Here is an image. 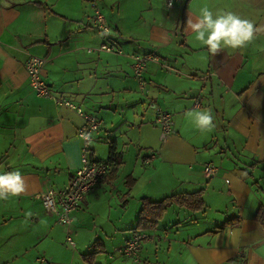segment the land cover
<instances>
[{"label":"crops","instance_id":"crops-1","mask_svg":"<svg viewBox=\"0 0 264 264\" xmlns=\"http://www.w3.org/2000/svg\"><path fill=\"white\" fill-rule=\"evenodd\" d=\"M163 3L0 0V155L6 158L0 173L18 170L27 185L21 196L0 201L6 263L38 264L42 256L47 264H135L117 249L134 233L142 201L201 191L202 209L172 204L154 228L141 230L148 235L143 259L264 264V224L255 218L264 208V32L244 49L212 56L185 26L204 4L264 25V0H183L170 9ZM96 10L105 14L120 54L100 50L109 39L93 26ZM132 53L158 58L148 60L142 89ZM32 54L47 58L42 73L54 91L102 121L90 148L93 158L108 162V173L73 213L74 246L37 195L62 187L79 167L83 120L34 93L25 69ZM195 101L212 110V132L201 133L186 117ZM155 108L171 114L173 131L164 143ZM111 146L119 164L109 160ZM204 163L217 167L213 177L205 176ZM229 226L241 231L238 245L227 243Z\"/></svg>","mask_w":264,"mask_h":264},{"label":"built area","instance_id":"built-area-1","mask_svg":"<svg viewBox=\"0 0 264 264\" xmlns=\"http://www.w3.org/2000/svg\"><path fill=\"white\" fill-rule=\"evenodd\" d=\"M183 0H164V7L170 9L175 2ZM93 26L96 30L106 36L108 43L102 44L100 50L110 53H121L119 47L111 41V30L106 16L99 10H96L93 16ZM132 59V70L134 77L137 79L139 87L142 89L145 86L144 71L148 60L158 61L156 56L149 54H130ZM47 62V58L37 55H29L25 60V69L28 76V81L34 93L42 98L49 99L56 105H62L75 111L83 120L82 124L77 129V135L81 140L80 165L75 172L70 176L68 182L60 188L49 187L41 191L37 198L41 201L44 211L55 216L56 222L65 226L67 229L66 241L74 246V240L70 235L69 227L73 221V213L78 208L82 199L89 193L93 192L106 178L108 173V162L100 159H95L91 156L90 143L81 139L82 133L90 134L92 141L93 134L99 130L102 125L101 119L93 113L85 111L79 104L73 100L58 94L52 86L45 80L42 70ZM207 75L203 76L206 78ZM199 101L194 102V106H199ZM155 122L160 128L159 140L166 142L173 131L171 114L161 110L154 109ZM154 150L150 151L148 159H153L156 156ZM149 162V161H147ZM203 172L207 177H213L217 173V167L212 163H204ZM145 231L135 232L117 249L125 258L135 264H151L150 261L143 259L141 255L142 242L147 238ZM38 264H47L45 258L40 256Z\"/></svg>","mask_w":264,"mask_h":264},{"label":"clouds","instance_id":"clouds-1","mask_svg":"<svg viewBox=\"0 0 264 264\" xmlns=\"http://www.w3.org/2000/svg\"><path fill=\"white\" fill-rule=\"evenodd\" d=\"M185 26L194 40L206 47L212 56L226 49H244L255 41L259 33L264 32V25L257 26L253 20L232 11H214L207 4L189 13ZM186 117L201 133L212 132L216 127L215 117L210 108L191 109L186 113ZM81 139L91 143L88 133H82ZM26 191L27 185L20 171L0 173V201L6 202L10 198L19 197ZM26 216L31 217L32 212L28 211ZM224 234L228 244L235 246L240 242V229L229 226L226 227Z\"/></svg>","mask_w":264,"mask_h":264},{"label":"trees","instance_id":"trees-1","mask_svg":"<svg viewBox=\"0 0 264 264\" xmlns=\"http://www.w3.org/2000/svg\"><path fill=\"white\" fill-rule=\"evenodd\" d=\"M36 3L41 4L39 1H36ZM118 156L119 154L116 153L114 147L111 146L109 149V160L117 161ZM117 164H119L118 161ZM172 204L184 206L191 210H200L204 207L201 191L172 194L159 201H149L144 199L139 211L137 225L131 230L135 233L140 232L141 230L154 228L158 220L163 216L166 208ZM255 218L264 224V208L258 209ZM90 257L91 255L84 256L88 261L91 260Z\"/></svg>","mask_w":264,"mask_h":264},{"label":"rangeland","instance_id":"rangeland-1","mask_svg":"<svg viewBox=\"0 0 264 264\" xmlns=\"http://www.w3.org/2000/svg\"><path fill=\"white\" fill-rule=\"evenodd\" d=\"M37 13H38V11H37ZM42 13H43V12H42ZM108 24H109V23H108ZM3 160H6L5 156L0 155V162L2 163ZM50 216H51V215H50ZM64 228L66 229L65 226H64ZM66 231H67V229H66ZM66 235H67V232H66ZM70 235H71V237L73 238V236H72V232H70ZM65 241H66V236H65ZM66 244H68L69 246H72V245H70L67 241H66ZM11 247H12V246L8 245V248H7V249H11ZM117 252H118V251H117ZM141 255H142V253H141ZM6 257H7V252H6V248H5L3 251L0 252V264H5L6 262H8V261H6ZM6 264H8V263H6ZM11 264H20V263H18V262H14V263H11ZM22 264H23V263H22Z\"/></svg>","mask_w":264,"mask_h":264}]
</instances>
